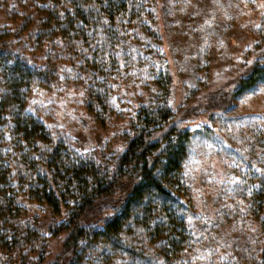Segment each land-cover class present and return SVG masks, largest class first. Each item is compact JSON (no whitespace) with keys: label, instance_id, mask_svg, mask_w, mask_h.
Returning a JSON list of instances; mask_svg holds the SVG:
<instances>
[{"label":"trees","instance_id":"trees-1","mask_svg":"<svg viewBox=\"0 0 264 264\" xmlns=\"http://www.w3.org/2000/svg\"><path fill=\"white\" fill-rule=\"evenodd\" d=\"M190 1L0 0V264H264V117L188 126L171 107L163 31ZM251 22L225 111L264 94V0ZM72 91L103 148L81 150L39 100ZM211 155L230 167L198 170Z\"/></svg>","mask_w":264,"mask_h":264},{"label":"rangeland","instance_id":"rangeland-1","mask_svg":"<svg viewBox=\"0 0 264 264\" xmlns=\"http://www.w3.org/2000/svg\"><path fill=\"white\" fill-rule=\"evenodd\" d=\"M215 1L191 0L185 14L172 16L169 27L164 26L162 50L172 72L170 103L177 114L175 117L188 126L218 125L219 122L223 125L224 117L235 115L247 117L260 113L264 117V94L256 98H238L235 109L225 111L224 108L231 103L230 91L234 86L235 69L230 68L244 59L243 51L251 45V21L258 14L262 0H252L251 7L242 8L239 10L241 13L234 8H226L224 14ZM210 10L215 12V27L208 32H215L210 35V40L201 42L194 37L192 30ZM51 96L43 95L39 100L45 104L53 103L58 126L77 139L81 150L92 151L106 145L104 134L78 106L79 93L54 94L53 100H46ZM137 99H141V95L136 92L130 102L133 104ZM230 165L226 158L211 155L197 169L212 166L221 172ZM210 209V206L204 207V203L200 202V212L211 215ZM31 211L38 213L42 222L48 221L45 211L40 212L35 207ZM62 239L63 235L51 239L48 263L61 251Z\"/></svg>","mask_w":264,"mask_h":264}]
</instances>
